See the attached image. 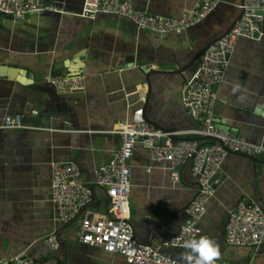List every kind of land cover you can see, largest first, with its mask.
Instances as JSON below:
<instances>
[{"label":"crops","instance_id":"obj_1","mask_svg":"<svg viewBox=\"0 0 264 264\" xmlns=\"http://www.w3.org/2000/svg\"><path fill=\"white\" fill-rule=\"evenodd\" d=\"M123 1L163 18H181L199 2ZM43 2L59 12L30 15L24 22L0 14V264L21 254L38 264H129L120 254L80 241L86 210L70 224L58 221L52 164H76L81 181L93 187L88 210L107 215L110 200L105 190L94 186L95 173L120 149L118 131L141 113L172 133L198 128L185 107L184 84L199 61L184 69L229 30L241 13L242 0H226L182 35L139 31L118 17L82 18L84 0ZM65 78L81 81V89L68 92L50 82ZM218 97V126L264 146V35L237 42ZM8 114L39 130L4 129ZM256 159L229 154L218 175L220 184L206 206L198 237L216 241V262L264 264V242L252 249L226 241L230 214L243 199L264 210V156ZM131 165L129 218L138 241L187 262V250L161 244L186 222V210L197 194L191 166H183L180 181L173 182L170 163L153 162L139 144ZM50 238H56L57 249Z\"/></svg>","mask_w":264,"mask_h":264},{"label":"built area","instance_id":"obj_2","mask_svg":"<svg viewBox=\"0 0 264 264\" xmlns=\"http://www.w3.org/2000/svg\"><path fill=\"white\" fill-rule=\"evenodd\" d=\"M225 1L199 0L196 7L181 18H163L136 9L123 0H84L80 17H118L129 20L139 31L156 35H182L201 24ZM240 9L243 10L241 17L206 50L198 62L197 71L184 84L185 107L198 122V128L172 133L147 122L141 113L118 131L122 139L120 149L107 165L95 173L94 186L105 190L110 200L107 215L88 210L92 204L93 187L81 181V171L76 164H52V198L57 219L70 224L86 210L80 221V241L83 244L120 254L129 264H187L167 257L159 249L139 242L136 237L129 218V199L133 175L131 159L138 144L150 152L153 162L170 163L173 182L180 181L181 169L188 164L198 180L197 194L186 210L187 220L176 234L164 236L161 245L165 249L186 250V242L200 236L206 206L216 194L220 184L218 175L229 154L249 158L264 156V146L252 144L216 123L218 89L225 79L237 42L240 39L260 40L264 35V0H244ZM47 11L59 12L54 7L46 6L43 0H0V14L19 22H24L30 15ZM50 82L68 92L82 87L81 81L67 78ZM3 128L39 130L24 126L21 117L10 114L6 115ZM226 241L233 247L258 249L264 242V210L243 199L237 210L230 214ZM49 242L53 249L58 248L56 238H50ZM2 264L38 263L21 254ZM214 264L227 263L214 261Z\"/></svg>","mask_w":264,"mask_h":264},{"label":"clouds","instance_id":"obj_3","mask_svg":"<svg viewBox=\"0 0 264 264\" xmlns=\"http://www.w3.org/2000/svg\"><path fill=\"white\" fill-rule=\"evenodd\" d=\"M185 249L188 252L184 256L187 264H214L219 257L216 241L206 236L187 241Z\"/></svg>","mask_w":264,"mask_h":264},{"label":"water","instance_id":"obj_4","mask_svg":"<svg viewBox=\"0 0 264 264\" xmlns=\"http://www.w3.org/2000/svg\"><path fill=\"white\" fill-rule=\"evenodd\" d=\"M243 2H244V0H242V4H243ZM241 4V5H242ZM242 13H243V10H241V13H240V15L238 16V18H237V20L241 17V15H242ZM236 20V21H237ZM236 21L231 25V27L229 28V30L233 27V25L236 23ZM228 30V31H229ZM227 31V32H228ZM226 32V33H227ZM225 33V34H226ZM224 34V35H225ZM223 35V36H224ZM223 36H221L220 38H222ZM220 38H217V39H215V40H213L211 43H209L207 46H205L201 51H199L197 54H196V56H195V58L193 59V61L184 69V71H187V70H189V69H191V68H193L195 65H196V63L200 60V58L202 57V55L206 52V50L213 44V43H215L216 41H218ZM183 71V72H184ZM182 72V73H183ZM145 120L147 121V122H149L146 118H145ZM150 123V122H149ZM252 160H257L256 158H251Z\"/></svg>","mask_w":264,"mask_h":264}]
</instances>
